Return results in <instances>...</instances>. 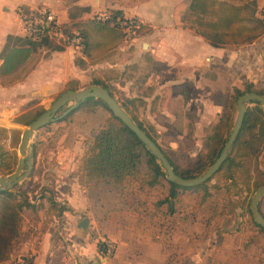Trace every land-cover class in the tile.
I'll return each instance as SVG.
<instances>
[{
    "label": "crops",
    "instance_id": "0c3cea01",
    "mask_svg": "<svg viewBox=\"0 0 264 264\" xmlns=\"http://www.w3.org/2000/svg\"><path fill=\"white\" fill-rule=\"evenodd\" d=\"M188 2L0 0V63L8 35L13 40L24 36L18 12L27 8H50L69 29L71 22L76 25L94 12L117 8L122 16H136L145 26L129 41H117L122 43L118 49L114 44L96 47L91 56L55 40L59 48L33 51L35 63L26 77L9 85L0 84V112H9L7 123L2 120L0 126L17 127L14 117L19 105L35 97L58 95L70 79H76L81 88L100 78L109 86L124 84L118 83L126 89L124 97L136 98V107L129 106L155 139L149 129L161 138L165 134L167 145L175 152L197 150L187 130L194 128L195 135H207L222 109V99L230 96L234 86L241 88L245 79L264 90V32L252 41L215 43L184 24L182 12ZM263 10L264 0H255L254 15L261 17ZM137 98H142V103ZM88 136L86 133L62 144L68 154L67 168L46 173L52 178L54 198L71 209L56 215L45 197H37V205L21 215L18 244L31 254L34 264H264V230L250 223L246 207L251 183L239 180L242 170H236L233 179L226 178L225 187H215L217 194L221 193L218 200L210 187L206 196L203 190L178 188L172 213L166 203H158L168 194L170 185L166 186L162 177L159 184L146 186L143 174L137 173L127 186L132 204L109 211L102 222L94 219L87 209L84 175L77 164ZM156 141L164 149L161 141ZM159 185L163 187L160 190ZM223 197L228 198L227 208ZM258 208L264 215V193ZM83 216L88 217L85 228L79 225ZM101 240L114 243L111 255L99 250L97 242Z\"/></svg>",
    "mask_w": 264,
    "mask_h": 264
},
{
    "label": "trees",
    "instance_id": "16d2710c",
    "mask_svg": "<svg viewBox=\"0 0 264 264\" xmlns=\"http://www.w3.org/2000/svg\"><path fill=\"white\" fill-rule=\"evenodd\" d=\"M246 3L249 2L189 0L187 8L182 12V19L185 25L215 43L252 41L264 32V10L262 16L258 17L254 13L247 12ZM250 3L249 5L254 8L255 0H250ZM107 14L108 17L104 20H97L91 16L76 24V31L81 36L80 50L85 55L91 56L93 49L100 48L105 42L106 45L115 44L126 38L128 34H133L134 30L140 31L145 27L140 23L133 30H127L119 23V18H123L119 8L111 9ZM101 37L105 40L102 44ZM42 47L59 48L54 40L47 36L24 35L15 37L13 40L12 36L8 35L2 51L3 60L0 63V84L9 85L23 80L35 63L31 57L32 52ZM92 83L104 86L115 97L111 86L102 79L96 78ZM67 88L78 89V81L68 80L65 89ZM245 91L264 95V90L255 87L252 82H246L243 89L234 87V94L224 97L218 118L206 137L203 158L196 162L194 168L187 167L183 170L178 168L138 119L133 110V107H136V98L123 97L120 100L116 97V99L131 118L160 146L174 170L182 176H192L202 173L217 158L231 129L234 98L236 100V97ZM137 99L139 103H142V98ZM129 104L133 107L131 108ZM66 106L59 108L57 114L61 113ZM44 109L41 108L37 114L31 116L27 112L19 114L16 121L29 123ZM74 114L81 116L79 118L84 122L85 129L89 133L83 142L85 151L78 167L84 175L88 199L87 209L94 219L102 222L109 211L126 208L132 204V200L128 198L127 186L130 178L135 174H143L142 181L149 187L159 184L162 177L166 179L159 160L136 134L113 114L101 98L87 97L56 121L68 120ZM15 131V129L8 130L0 126V174L12 172L18 162L16 146L20 140ZM56 139L57 137H53L50 144H55ZM36 153L37 148L34 147L32 152L34 158ZM236 170L245 172L244 181L252 182L253 190L264 182V107L256 100L247 105L236 139L228 156L216 172L206 181L188 187L177 185L166 179L170 188L168 194L159 199L158 203H166L167 210L172 213L178 188L203 190V195L206 196L209 193L208 182L217 172L224 171L226 178L233 179ZM213 186L217 187L215 184ZM46 190L43 188L38 197L46 198L48 207L53 213L61 215L63 211L71 209L66 202L55 199L52 190L45 194ZM36 205L35 200H31L26 195V191L16 184L11 189H0V263L11 258L10 251L21 233L22 212ZM246 209L249 211V203ZM249 220L258 230H264V227L253 220L251 214ZM97 245L99 250L104 249L102 241H98ZM29 261L30 264H34L33 259ZM9 264H13V261H9Z\"/></svg>",
    "mask_w": 264,
    "mask_h": 264
},
{
    "label": "rangeland",
    "instance_id": "374dc122",
    "mask_svg": "<svg viewBox=\"0 0 264 264\" xmlns=\"http://www.w3.org/2000/svg\"><path fill=\"white\" fill-rule=\"evenodd\" d=\"M235 1H237V0H235ZM247 1L249 2V3H246L247 12L253 13L252 12L253 11L252 5H249V4H251L250 0H242L241 2H247ZM106 12H108V11H106ZM72 14L78 15V11L72 10ZM79 15H80V13H79ZM75 22H77V21H75ZM70 24H71L70 28L77 30L75 23L71 22ZM138 33H139L138 31L134 30L133 34H128L125 42L129 41L132 36L138 35ZM100 39H101V41H100L101 44L103 42H105L103 37H101ZM106 44L107 43L105 42L100 48L106 46ZM114 45H116V48L118 49L119 46L122 45V43H119V44L115 43ZM122 50H124V49H122ZM121 56H124V55H121ZM102 68L104 69V67H102ZM110 76H113V75L111 74ZM106 79H109V78L106 77ZM246 82H248V81H245V79L242 80L241 89L244 88V85ZM118 83L119 82L109 83V84H112L111 88H112L113 93L116 95L115 97H117L118 99L121 100L122 97H124L123 92L126 89L120 88V86H118ZM119 84H121V83H119ZM121 86H124V84H121ZM234 87L232 88L230 95L234 94ZM63 89H65V86ZM56 96L57 95H54L51 97H44V98L35 97V98L30 99L29 102L19 105V107H18L19 109H18V113H17L16 117L19 114H22L24 112L29 113L30 116L37 114L41 108H45V106L47 108L50 105L51 101ZM223 99H222V101H223ZM40 100H42V102L37 103ZM72 102L73 101H70L69 104ZM235 114H236V104H235V98H234L233 110H232V123H233ZM16 117H14V118H16ZM79 117H81V116L74 114L68 120L67 119L61 120V121L54 120L53 122H51L45 126H42L40 128V130L38 131L35 142H34V146H33V150H34V147L37 148V153L35 155V158L32 156V160H33L32 168H31L27 177H24L20 182L16 183L17 186H19L22 190L26 191V195L31 200H35L40 195V193L43 191V188L47 189L45 191V194H48V191H50V190L53 191L52 178H51V176L46 175L47 171H52V173H55L57 170H62L63 168H67V166H68V162H67L68 161V159H67L68 154H67V152H65V145H62V144H65V142L68 143L72 139H78L79 137H83L84 134L87 133V130L85 129L86 126L84 125V122H82V120ZM8 118H9L8 110L7 109L2 110V112H0V121L3 120L7 123ZM15 121H16V119H15ZM143 121L145 122V124L147 126H149L144 117H143ZM16 122H18V121H16ZM18 123L19 124H17V127H10V128L16 130L15 134L18 136V138L20 140L21 139L20 134L28 126L27 125L28 123H26V124L21 123V122H18ZM149 131L155 135L156 139L161 141V143H162L164 149L166 150V152L168 153V155L177 164L178 168L180 170H183L187 167L194 168L196 165V162L203 158V155L205 152L206 137L210 133L211 127L208 130V134L205 135L206 137L201 136V135H195L194 128H189L187 130V136L191 139L192 142L194 141V145L193 144H190V145H193L195 148H198L197 150H194V149H192L191 151L189 150L190 153L175 152L169 145H167V143H166L167 137L165 134H164V137L161 138L160 136H158L154 133V130L149 129ZM53 137H57L56 142H55V144H50ZM64 137H67L68 139L63 140ZM62 140L64 142H62ZM13 148H14V146H13ZM16 151H17V154L20 156L21 153L18 150V145L16 146ZM78 163H79V161H77V164ZM74 166H76V167H73V173L75 174L76 178L78 179L79 176L77 173L78 172L77 165H74ZM23 169H25V166L23 167ZM7 174H9V173H7ZM238 176H239V180L243 181L242 179L245 178V172L242 173L241 175H238ZM162 180H163V182H165L166 186H169V183L165 178H162ZM226 180L227 179H226V175H225L224 171L217 172L209 180L208 186L211 188V190H214L213 195L216 194V195H214V198L216 200L219 199V197L221 196V193L219 192V194H217L218 192H217V190H215L217 188H215L213 185L215 184V185H217V187H221V186L225 187V184L227 182ZM250 185L251 186L248 187V191H249L248 201L250 200V198L253 194V191H254L253 190L254 184H252V182H251ZM162 188H163L162 186H160V185L158 186L159 190ZM223 200L226 201L224 203V207L227 208V206L229 205L228 198L223 197ZM248 201H247V204L249 203ZM165 223L167 225L169 224L167 221H165ZM168 234H169V229H168V231H166L167 236H168ZM20 235H21V233H20ZM19 241H20V239L17 238L12 249H11V251H10L11 256H14L16 253L20 254L22 252L25 254H28L26 250H22L19 247V244H18ZM172 255H173V253H170V257ZM31 259H32V257H31ZM7 261H9V260H7ZM7 261L2 262L0 264H5V263H7Z\"/></svg>",
    "mask_w": 264,
    "mask_h": 264
},
{
    "label": "water",
    "instance_id": "95a60500",
    "mask_svg": "<svg viewBox=\"0 0 264 264\" xmlns=\"http://www.w3.org/2000/svg\"><path fill=\"white\" fill-rule=\"evenodd\" d=\"M87 97L101 98L107 105V107L115 114L120 120L128 126L136 136L145 144L149 151L159 160L161 166L165 171V177L168 181L174 182L180 186H193L206 181L211 177L214 172L220 167L224 159L228 156L232 144L234 143L236 136L240 130L242 120L244 117L245 109L247 105L253 101H259L264 107V95L258 92L245 91L236 97V114L231 125L228 137L223 144L217 158L210 163L207 168L198 175L182 176L178 174L168 157L164 154L160 146L131 118L128 112L121 106L116 97H114L104 86L93 83L88 86L81 87L79 89L67 88L60 92L40 114H38L32 121H30L27 127L20 134V141L18 144V150L21 155L18 158V162L12 172L9 174H0V189H11L16 183L20 182L24 177H27L32 165V152L34 142L38 131L46 123L62 118L71 109L76 107L79 102L85 100ZM70 101H73L69 104ZM66 108L57 114V111L62 106ZM31 133V137L26 146V140L24 133ZM25 166V169L23 167ZM264 193V182L255 188L253 194L249 200V211L253 220L264 227V215L258 208V201ZM79 225L86 227L88 225V217L83 216Z\"/></svg>",
    "mask_w": 264,
    "mask_h": 264
},
{
    "label": "built area",
    "instance_id": "2783aa9c",
    "mask_svg": "<svg viewBox=\"0 0 264 264\" xmlns=\"http://www.w3.org/2000/svg\"><path fill=\"white\" fill-rule=\"evenodd\" d=\"M97 20H104L108 17L106 11H98L92 14ZM18 20L24 35L47 36L57 42L70 44L80 48L81 36L74 29H69L67 24L61 21L56 12L47 7H33L18 12ZM119 23L128 30H133L140 25L141 20L136 16H123L119 18ZM2 119V118H1ZM104 245L102 253L109 256L114 251V243L109 240H101ZM31 254H15L9 261L13 264H30ZM14 257V258H13ZM32 260V259H31ZM9 261L5 264H9Z\"/></svg>",
    "mask_w": 264,
    "mask_h": 264
},
{
    "label": "bare ground",
    "instance_id": "6f19581e",
    "mask_svg": "<svg viewBox=\"0 0 264 264\" xmlns=\"http://www.w3.org/2000/svg\"><path fill=\"white\" fill-rule=\"evenodd\" d=\"M30 137H31V133H28V132L24 133V138L26 140V146H27V144L29 142Z\"/></svg>",
    "mask_w": 264,
    "mask_h": 264
}]
</instances>
